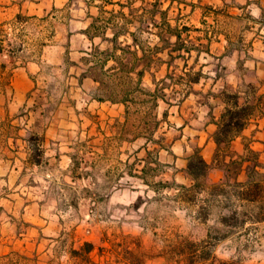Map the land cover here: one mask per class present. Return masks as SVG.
I'll use <instances>...</instances> for the list:
<instances>
[{
    "label": "crops",
    "instance_id": "obj_1",
    "mask_svg": "<svg viewBox=\"0 0 264 264\" xmlns=\"http://www.w3.org/2000/svg\"><path fill=\"white\" fill-rule=\"evenodd\" d=\"M155 1L160 11L169 12L175 7L180 13H197L198 18L191 24H179L176 17L166 19L180 32L185 44L193 45L197 54L198 46L205 45L206 53L212 58L232 64V70L224 69L223 75L215 68L214 84L206 90L193 89L200 79L191 87L172 83L167 89L180 92L181 96L170 103L158 99L156 109L160 102L165 104V108L156 113V117L160 122H167L171 107L175 106L181 113V106L190 94L202 95L203 100L198 103L200 113L195 117L200 126L194 128L189 140L196 142L192 151L198 147L210 164L204 179L208 183H217L229 172L230 162L236 160L239 163L236 181L241 183L240 189H248L254 183L264 187V0H0V23L3 25L23 27L48 13L52 23L51 35L28 60L20 61L18 55L11 51L0 52V57L4 58L0 61V264H96L93 249L82 251L72 247L70 232L62 227L59 199L53 196L52 191L57 183L61 187L69 184L61 182L65 180L64 171H60L61 180L55 181L52 164L56 160L59 162L61 157H67L71 164L66 171L72 170L73 153L69 149L64 150L62 145L71 136L65 127L81 125L78 100L84 103V107L87 104H94L95 108L106 107L113 123L120 127L124 123L125 103L108 99L100 101L96 96L102 94L104 81H112L110 78L119 72V61L136 59V69L125 73L133 81L137 79L135 71L144 67L147 52L138 45L133 46L130 30L141 23V45L149 47L160 43L156 33L158 27L152 25L149 15ZM19 18L23 21H18ZM155 19L160 21L158 13ZM231 20L239 22L236 31L229 26ZM121 26L126 32L117 36V46L111 53L114 30ZM96 27L105 29L102 35L92 33ZM190 33L195 35V43L185 38H189ZM174 39L171 36V40ZM213 44L217 45L214 51L210 48ZM128 45H131L129 50L125 49ZM181 52L187 58L192 50ZM157 57L162 58V62L158 65L153 63L144 70L142 86L150 87L153 80L171 73L170 67L178 60L184 65L181 74L188 69L186 58H175L168 66L166 50L158 53ZM162 66L164 73L158 79L155 71L160 72ZM43 69L52 71L50 76L60 80L61 87L53 108L48 111L41 108L38 99L32 96L37 89L36 76ZM198 70L202 77V69ZM95 72L99 74L96 79L93 78ZM221 77L222 84L215 89V83ZM247 83L255 87L254 97L260 96L261 103L241 133L226 146L227 155H219L212 134L223 104L215 94L223 86L235 90L242 89ZM47 95L49 97V92ZM163 112H166L165 117ZM182 119L179 130L188 124ZM39 124L41 131L36 132ZM112 135L119 139V132L112 131ZM170 149L164 152L172 157V161L167 163L173 167L174 179L178 174L185 175L191 183L184 167L186 157L192 151L182 157ZM248 176L254 180L248 181ZM69 179L72 181L73 177ZM179 184L174 185L176 191L180 189Z\"/></svg>",
    "mask_w": 264,
    "mask_h": 264
},
{
    "label": "rangeland",
    "instance_id": "obj_2",
    "mask_svg": "<svg viewBox=\"0 0 264 264\" xmlns=\"http://www.w3.org/2000/svg\"><path fill=\"white\" fill-rule=\"evenodd\" d=\"M179 13L174 7L167 11L166 18L171 20L176 17L180 20L179 24H191L198 18L197 13ZM50 19L48 13L23 27L0 23V52L11 51L18 55L20 61L28 60L51 35ZM206 21L210 23L209 17ZM238 24L237 20H231L229 26L236 31ZM56 31L60 29L56 28ZM188 35L190 37L185 38L195 43V35ZM187 44L192 53L186 58V68L192 66V72L202 69L204 74L194 85V90H206L214 84L215 68L221 75L224 69L232 70V64L227 60H216L207 54L205 45L198 46L197 54L193 45ZM216 46L213 44L210 48L214 51ZM3 59L0 57V61ZM176 62L170 67L174 78L184 68L181 60ZM51 72L43 69L36 76L37 89L32 94L41 108L47 111L53 108L61 88L60 80L51 77ZM163 73L164 66L160 72L155 71L156 78L159 79ZM222 78L215 83V89L221 86ZM167 81L170 84L176 82ZM165 93L169 102L181 96L180 92L169 89ZM202 100V95L190 94L181 106V113L175 106L171 107L167 122L158 124L154 137L164 133L162 144L182 157L191 152L196 142L189 139L194 134V128L200 126L195 117L200 113L198 103ZM78 103L81 125L65 127L71 136L62 145L64 150L69 149L73 153L72 170L66 171L71 164L67 157H61L59 162L56 160L52 164L55 181L61 180L60 171H64L66 181L61 182L69 184L63 187L55 184L52 193L59 199L62 227L70 232L72 247L84 251L86 243H90L96 264H190V253L194 251L208 252L212 260L231 264H264L263 186L258 187L255 195L239 194L249 189H240L235 185L238 182L234 176L236 171L230 166L231 170L217 183H208L204 179L200 191H176L175 184L182 182L180 184L189 186L190 181L180 174L174 179L173 167L167 163L172 161L171 156L164 150L160 151V164H156L154 153L147 156L145 149L137 151L142 142L140 139H127L133 135V130L125 137L119 135L118 140L112 137V131L118 133L120 125L112 122L106 107L95 108L94 104L84 107L80 100ZM164 108L165 104L160 102L155 115ZM156 118L159 120L158 116ZM182 118L188 124L179 130ZM128 128L131 130L130 126ZM35 131H41V124ZM67 141L71 144L67 145ZM155 147L154 143H148V150L152 151ZM218 154L227 155L226 148H221ZM177 163L180 164V160ZM144 165L149 168L146 172L141 170ZM70 176L74 183L70 181Z\"/></svg>",
    "mask_w": 264,
    "mask_h": 264
},
{
    "label": "trees",
    "instance_id": "obj_3",
    "mask_svg": "<svg viewBox=\"0 0 264 264\" xmlns=\"http://www.w3.org/2000/svg\"><path fill=\"white\" fill-rule=\"evenodd\" d=\"M158 2L155 1L150 10V21L153 26L158 27L156 31L160 43L153 44L151 46L144 47L141 45L139 40V34L141 32V23L138 24L133 30H130V35L132 36L133 46L138 45L140 49H144L148 55L145 54L144 57V67L141 69H137L135 71L137 79L135 81L132 80L131 77L125 76V73H129L130 70L136 69L135 67L138 65L136 59L134 61L129 62H120L119 61V72L115 73L112 79L104 81V86L102 88V94L96 96V99L103 101L108 99L112 102L121 101L126 104L125 108V121L121 125L119 134L120 137H125L126 133L132 131L133 135L130 138H127L129 141H135L140 139L142 142L137 147V151L141 149H145L146 155L149 156L151 153H154L153 161L156 164H160L158 161V153L161 150L168 151V146H164L162 144L163 136H159L157 138L154 137V134L158 128V124L160 120L156 118L155 109L157 107L158 99H163L166 103H170L167 95L165 93V89L169 88L170 84L167 80H175L173 83L183 85L186 87H191L193 83H197L200 79L201 71L197 70L192 72V66H190L183 74L177 75L174 78L173 73H167L166 76L161 79L155 81L153 80V85L142 86L141 80L144 70L148 69L150 65L155 63L158 65L162 62V58L157 57V54L167 51L168 59L165 62L168 64L172 63L175 58H182L185 60V54L190 52L191 47L187 46L184 41L181 39L180 32L176 30L175 27H172L167 19H166V11H160L157 8ZM160 15V21L157 22L155 19L156 14ZM111 20V17L108 18ZM141 20V17H140ZM147 17L145 16V21ZM93 28V26H92ZM185 28V27H184ZM104 28L101 30L96 27L92 31L95 35H102L104 32ZM89 31V30H88ZM126 32L125 29L121 27L114 30V34L112 37L113 41V49H110V52L113 53L114 48L117 46L116 40L117 36L121 33ZM171 36H174L175 39L171 40ZM131 45L126 46L125 49H130ZM134 55L136 52L134 50ZM186 62V61H185ZM186 65V63H185ZM93 78L96 79L98 77V72L93 74ZM114 82H116L114 84ZM255 87L251 83H247L242 87V89H229L223 86L215 95L223 104V109L221 114L217 120H215L216 129L212 134L213 141L219 150L221 148L225 149L226 146L230 143L234 137L238 136L243 128L245 127L248 120L254 115L256 111V107L261 103V97H254ZM166 112H163V117H165ZM131 127V130L128 128ZM148 143H154L156 145L153 150H148ZM217 156V151H216ZM145 162H146V158ZM230 166H233L234 170H238L239 163L236 160L230 162ZM147 165L142 167V171H147ZM210 169V164H208L205 159L202 157L200 153V149L195 147L190 155L186 157L184 170L188 177L191 180L189 186H185L183 184H179L181 190H191V191H200L204 186V178ZM231 168H228V170ZM237 171L235 172L236 176ZM143 175V174H142ZM143 177V176H142ZM252 176H248V181H252ZM237 186H240V182H235ZM257 183L249 186L248 192L239 193L244 194L245 196L252 194H256L258 189ZM250 191V192H249ZM254 192V193H253ZM249 200H254L253 198H249ZM91 244L86 243L87 250L91 249ZM203 253V254H202ZM191 252L190 253V264H231L227 261L221 260H212L210 258V254L208 252ZM181 254V253H180ZM211 259L209 262L208 260Z\"/></svg>",
    "mask_w": 264,
    "mask_h": 264
}]
</instances>
